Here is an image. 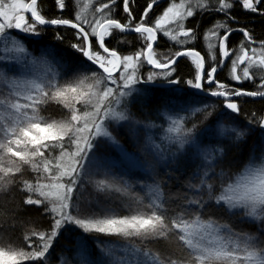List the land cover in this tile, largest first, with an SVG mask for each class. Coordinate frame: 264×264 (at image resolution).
Segmentation results:
<instances>
[{"label":"snow or ice","instance_id":"obj_1","mask_svg":"<svg viewBox=\"0 0 264 264\" xmlns=\"http://www.w3.org/2000/svg\"><path fill=\"white\" fill-rule=\"evenodd\" d=\"M53 5L0 0V264H264V0Z\"/></svg>","mask_w":264,"mask_h":264},{"label":"trees","instance_id":"obj_2","mask_svg":"<svg viewBox=\"0 0 264 264\" xmlns=\"http://www.w3.org/2000/svg\"><path fill=\"white\" fill-rule=\"evenodd\" d=\"M139 2L142 4L144 2V0H139ZM44 6L47 7L50 11H49V15H55L58 14L55 9H54V5H53V0H44ZM122 14V13H121ZM234 14H238L240 16V18L246 19L249 22H251L252 20H255V24L251 25L252 27H255L256 29V34L259 36L261 34H264V22H261V19L259 17H254L250 14H246L243 13L242 9L237 8L236 12ZM210 19V18H209ZM52 29H48L46 35H45V42H50L55 44L56 42L52 40ZM128 39L131 40L133 42V44H136V39L133 35H129ZM242 39V37L236 36L234 38V44H238L239 40ZM28 47L30 50H34V54L35 55H40V52L38 51L40 44L39 43H31L28 44ZM60 47L62 48H66V44L65 45H60ZM172 45L169 44L167 41H164L163 43H161L160 45V54L163 55L165 54V50L167 48H171ZM198 50H201L203 52L204 50V43L201 40L200 44L197 46ZM131 50V49H129ZM176 50V49H174ZM229 68H225L224 70H222L221 72L218 73V79H221L223 82H228L227 81V77H228V73H229ZM245 87L248 90H255V87L251 84H248L246 82ZM213 103H218V101L213 100ZM264 106V102L258 101V100H249L248 103L245 105V107L250 108L252 110H259L260 107ZM135 111V109H134ZM42 115L48 116V115H52L54 118H59V109L58 106H50L47 112H42ZM157 124H160L161 121L157 120L155 121ZM166 127V125H165ZM150 135L153 136H162L163 133L162 131L157 128V129H152L149 132ZM259 138V133H257L256 136H254L252 138V140L249 141V143L258 140ZM123 142V141H122ZM137 174H144L143 169H137ZM150 183V182H149ZM177 190V186L173 185L172 187V192L175 193ZM135 191L137 193H139V195L141 196H145L146 193V189L145 190H141V188L137 187L135 189ZM86 196H90L92 195L90 192L85 194ZM147 199L145 200V203H147ZM10 207V205H6L5 208H0V216H2V214H4L6 212V208ZM35 224L33 225V227H35L37 230H42L43 228H45L47 226V218L46 217H41V216H36L35 217ZM245 228H248V225H244ZM20 237H21V230L19 228H8L5 227L4 229H0V247H5L6 249H10V248H14L18 245H20ZM101 239H105V238H101ZM109 239H113V240H117V239H121V238H116V237H112ZM64 243V242H62ZM136 244L139 245V241L136 240L135 241ZM85 246L87 248V251L89 253L90 258H95L96 256V245L94 243L93 238L89 237L86 239L85 241ZM148 247H150L153 251H159L162 250L165 245L163 242H156V243H152L149 244ZM59 252V249H58ZM72 253H65L66 258H68L69 260V264H76V261H74L71 257H72ZM52 264H59V262L53 260Z\"/></svg>","mask_w":264,"mask_h":264},{"label":"rangeland","instance_id":"obj_3","mask_svg":"<svg viewBox=\"0 0 264 264\" xmlns=\"http://www.w3.org/2000/svg\"><path fill=\"white\" fill-rule=\"evenodd\" d=\"M44 71V69H43V67L42 66H37L34 70H33V74L34 75H39L41 72H43Z\"/></svg>","mask_w":264,"mask_h":264},{"label":"water","instance_id":"obj_4","mask_svg":"<svg viewBox=\"0 0 264 264\" xmlns=\"http://www.w3.org/2000/svg\"><path fill=\"white\" fill-rule=\"evenodd\" d=\"M224 70V69H223ZM221 72V70H218V73Z\"/></svg>","mask_w":264,"mask_h":264}]
</instances>
